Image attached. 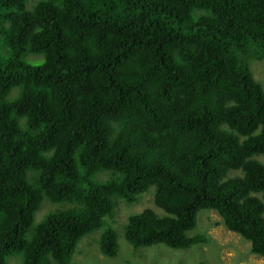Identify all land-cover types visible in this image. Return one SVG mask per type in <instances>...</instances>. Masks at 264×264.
Listing matches in <instances>:
<instances>
[{
    "label": "trees",
    "instance_id": "obj_1",
    "mask_svg": "<svg viewBox=\"0 0 264 264\" xmlns=\"http://www.w3.org/2000/svg\"><path fill=\"white\" fill-rule=\"evenodd\" d=\"M257 59L264 0H0V264H70L150 187L132 246L207 241L187 232L211 209L264 258ZM96 242L117 253L112 228Z\"/></svg>",
    "mask_w": 264,
    "mask_h": 264
},
{
    "label": "rangeland",
    "instance_id": "obj_2",
    "mask_svg": "<svg viewBox=\"0 0 264 264\" xmlns=\"http://www.w3.org/2000/svg\"><path fill=\"white\" fill-rule=\"evenodd\" d=\"M250 68L264 90V59L254 60ZM105 172L108 173L99 172L97 178H105ZM143 194L140 201L129 205L121 203L116 216L114 213L113 217H107L104 226L84 235L71 256L70 264H118L127 260L143 264H264V258L250 250L248 241L227 229L218 213L211 209L199 210L195 227L187 232L188 234L193 230L203 232L207 241L183 249L171 248L163 243L132 246L123 235L125 216L130 211L136 212L144 206L153 205V187ZM59 204L61 203L43 199L35 213L36 219L39 220L50 209H57ZM154 210L162 213L155 205ZM105 227L112 228L116 233L118 248L114 256H105L98 249L96 240ZM7 261L9 264H20L21 258L17 254H12L8 256Z\"/></svg>",
    "mask_w": 264,
    "mask_h": 264
}]
</instances>
